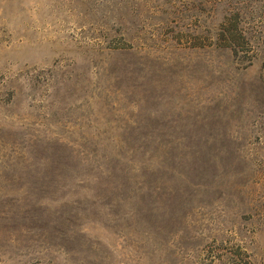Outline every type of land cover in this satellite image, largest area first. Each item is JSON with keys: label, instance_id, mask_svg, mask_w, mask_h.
Wrapping results in <instances>:
<instances>
[{"label": "rangeland", "instance_id": "rangeland-1", "mask_svg": "<svg viewBox=\"0 0 264 264\" xmlns=\"http://www.w3.org/2000/svg\"><path fill=\"white\" fill-rule=\"evenodd\" d=\"M0 264H264V0H0Z\"/></svg>", "mask_w": 264, "mask_h": 264}]
</instances>
